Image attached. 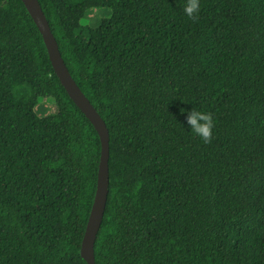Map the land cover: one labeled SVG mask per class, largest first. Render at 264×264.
Instances as JSON below:
<instances>
[{
  "label": "trees",
  "instance_id": "1",
  "mask_svg": "<svg viewBox=\"0 0 264 264\" xmlns=\"http://www.w3.org/2000/svg\"><path fill=\"white\" fill-rule=\"evenodd\" d=\"M37 1L108 132L94 263L264 264V0H200L194 19L185 0ZM93 8L110 16L82 25ZM100 150L24 5L0 0V264H86Z\"/></svg>",
  "mask_w": 264,
  "mask_h": 264
},
{
  "label": "water",
  "instance_id": "2",
  "mask_svg": "<svg viewBox=\"0 0 264 264\" xmlns=\"http://www.w3.org/2000/svg\"><path fill=\"white\" fill-rule=\"evenodd\" d=\"M38 29L51 67L69 99L96 131L100 141L96 190L80 244V256L86 264L94 263V243L99 231L108 193V132L104 122L71 78L58 51L56 41L37 0H20Z\"/></svg>",
  "mask_w": 264,
  "mask_h": 264
},
{
  "label": "clouds",
  "instance_id": "3",
  "mask_svg": "<svg viewBox=\"0 0 264 264\" xmlns=\"http://www.w3.org/2000/svg\"><path fill=\"white\" fill-rule=\"evenodd\" d=\"M200 0H185L183 5L184 14L189 18H195L199 11ZM180 113L185 115L187 130L199 137L204 143L211 141L215 121L213 115L196 107L190 110L185 108L179 109Z\"/></svg>",
  "mask_w": 264,
  "mask_h": 264
},
{
  "label": "rangeland",
  "instance_id": "4",
  "mask_svg": "<svg viewBox=\"0 0 264 264\" xmlns=\"http://www.w3.org/2000/svg\"><path fill=\"white\" fill-rule=\"evenodd\" d=\"M110 16V10L107 8H93L87 11L86 17L82 19V25H88L89 27H95L101 19L108 18ZM37 116L43 117L54 113L55 106L52 101L44 100L37 103L34 108Z\"/></svg>",
  "mask_w": 264,
  "mask_h": 264
}]
</instances>
